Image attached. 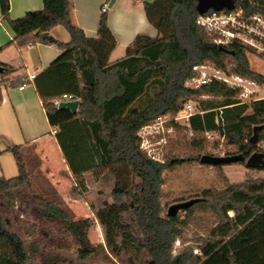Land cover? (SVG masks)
Masks as SVG:
<instances>
[{"label":"trees","instance_id":"trees-1","mask_svg":"<svg viewBox=\"0 0 264 264\" xmlns=\"http://www.w3.org/2000/svg\"><path fill=\"white\" fill-rule=\"evenodd\" d=\"M42 2L41 9L28 10L12 19L9 0H0L1 18L12 30V43L18 50L38 43L61 50L34 75V84L48 122L56 129V144L73 175L72 191L84 194L86 173L94 178L104 172L113 176V202L105 203L96 212L107 248L116 254L125 250L138 253L144 248L154 264H264V177H248L239 183H227L221 191L197 195L201 199L184 210L185 215L206 210L217 220L207 236L194 240L197 252L186 246L172 255V246L182 235L178 228L182 222L177 215H160L162 173L185 161H199L203 140H192L198 150L196 155L158 162L140 150L137 136L139 128L158 115L175 114L190 98L208 95L216 99L198 101L188 120L191 135L212 132L228 145L237 146V152L245 157L255 150L264 154L258 146L264 141V127L258 133L257 144L248 141L252 126L264 123V98L242 101L238 97L240 87L215 79L198 88L184 85L194 65L210 62L225 74L234 73L263 86L264 75L249 65V50L235 43L223 45L227 49L223 50L208 40L195 24L196 0H152L143 1L142 7L157 35H136L122 57L110 60L116 39L108 26L106 11L101 12L97 36L92 38L73 21L71 0ZM236 7L247 14L264 16V0H236ZM57 25L69 33L68 42L50 34ZM227 56L233 60L229 69ZM10 71L8 64L0 62V102L1 85L6 81L3 77ZM64 93L78 100L74 113L52 103ZM6 150L12 153L18 168L16 176H0V193L8 195L11 189L26 183L28 175L20 147ZM251 169L264 171V166ZM128 210L143 235L141 242L130 232L132 225L122 221ZM229 210L233 216L228 215ZM43 215L60 222L75 238L81 259L99 247L87 236L90 218L74 220L48 200ZM28 258L22 239L6 227L0 214V264H26Z\"/></svg>","mask_w":264,"mask_h":264},{"label":"rangeland","instance_id":"rangeland-1","mask_svg":"<svg viewBox=\"0 0 264 264\" xmlns=\"http://www.w3.org/2000/svg\"><path fill=\"white\" fill-rule=\"evenodd\" d=\"M109 1L106 3L108 11L110 10ZM207 38L211 41L209 36ZM124 53L123 49L114 48L109 59H117L122 57ZM247 57L251 68L264 72L263 57H259L250 51L247 52ZM225 61L229 69L233 60L227 56ZM206 64L213 67L210 62ZM209 70L211 71V69ZM246 81L243 83L247 84ZM239 90V99L248 103L256 95L262 94L261 91L252 93L243 87H240ZM204 98L215 97L200 95L196 99L192 97L187 101H191L196 106L198 101ZM169 115V118L162 124L163 128L158 127V132L154 131V136L151 138L164 161L196 155L198 150L192 144L193 138L203 140V149L200 155L205 153L214 155L238 153L237 146L228 145L217 134L192 136L185 119L174 120L172 118L174 114L170 113ZM46 146L49 149V144ZM23 159L28 180L21 185L23 187L18 191L11 189L8 195L0 193V214L5 220L6 227L17 233L22 239L29 257L26 264H154L144 248H140L138 253L125 250L116 254L105 245L104 229L96 219V212L105 203L113 202L111 189L114 179L109 172L101 173L95 178L88 174L85 178L86 190L84 194L78 195L72 191L73 183L69 182L64 167L56 159L52 161L51 170L61 178V182L57 186L53 185L46 177L45 171L36 167L40 162L36 160L34 162L33 159L32 161L29 159L28 162L25 158ZM223 168L230 181L224 176ZM248 177H264V171L247 168L241 162L212 166L201 164L198 161H185L168 167L162 173L159 196L160 215L165 216L167 206L174 201L197 196L204 191L218 192L223 190L227 183H239ZM71 198L72 200H70ZM46 200L55 202L74 220L86 217L92 220L87 236L94 246H99L94 253L85 259L79 257V244L75 238L65 230L60 222L43 215ZM177 216L182 222L178 224L182 235L174 242L172 255L182 252L186 246H189V243L194 244V240L199 237L207 236L208 230L214 226L217 220L215 215L206 210H196L190 216H186L184 211H179ZM122 221L132 225L130 232L141 242L143 235L130 210L123 213ZM117 241L120 243L119 238ZM192 249L194 252L197 250L196 246Z\"/></svg>","mask_w":264,"mask_h":264},{"label":"crops","instance_id":"crops-1","mask_svg":"<svg viewBox=\"0 0 264 264\" xmlns=\"http://www.w3.org/2000/svg\"><path fill=\"white\" fill-rule=\"evenodd\" d=\"M108 1L71 0L73 21L82 28L86 36L92 38L97 36L101 8ZM142 4L143 0H128L126 2L114 0L110 10H106L108 26L116 39L115 48L125 51V48L138 34L151 37L157 35V30L145 16ZM42 7V0H9V16L12 19L19 18L28 10H38ZM50 34L61 42H68L70 39L69 33L61 25L54 26L50 30ZM12 40L13 32L8 23L1 18L0 13V62L11 67L10 73L3 77L6 80L5 83L1 85L0 176L10 178L18 174L14 156L6 149L19 146L25 160L29 162V159L31 161L33 159L34 162L35 160L40 162L36 167L45 171L46 177L53 185L57 186L61 182V178L51 170L52 161L55 159L64 167L66 176L72 184L73 175L54 139L56 129L48 122L42 107V100L34 84V78H28L30 74L36 75L43 70L60 54L61 50L55 45L44 43L18 50ZM253 70L264 75L262 71ZM246 83H243L244 88L249 89L252 93L262 92L252 100L264 98V85H257L250 81H246ZM21 84H23L22 88L19 87ZM48 144L49 149L46 146ZM259 146L264 149V141ZM222 172L230 181L224 168ZM88 174L90 173H86L85 177ZM22 187L19 186L12 190L18 191Z\"/></svg>","mask_w":264,"mask_h":264},{"label":"built area","instance_id":"built-area-1","mask_svg":"<svg viewBox=\"0 0 264 264\" xmlns=\"http://www.w3.org/2000/svg\"><path fill=\"white\" fill-rule=\"evenodd\" d=\"M106 4L101 11H106ZM195 24L211 38V42L218 45L235 43L245 47L255 55L264 58V16L260 14H247L242 8L235 7L233 10H208L205 13L197 14ZM211 69V71L209 70ZM35 74H30L28 78H34ZM213 79L223 81L230 87H243L246 81L243 77L231 73L225 74L223 71L205 64H198L192 67L191 75L185 80L184 85L188 88H198L201 85L211 82ZM23 87V84L19 86ZM74 100L71 93H64L55 97L52 103L57 107L61 101ZM195 112V106L191 101H186L172 117L174 120L181 118L188 123L189 117ZM170 113L158 115L150 122L144 124L137 131L138 145L142 152L151 160L164 162L159 155L157 148L151 141L153 132L158 127L163 128V123L169 118ZM189 133L192 134L191 130ZM206 135L215 134L205 132ZM229 216H233L232 210L228 211ZM197 252V250H195Z\"/></svg>","mask_w":264,"mask_h":264},{"label":"water","instance_id":"water-1","mask_svg":"<svg viewBox=\"0 0 264 264\" xmlns=\"http://www.w3.org/2000/svg\"><path fill=\"white\" fill-rule=\"evenodd\" d=\"M114 0H110L108 6L110 7ZM236 7V0H196L195 9L198 14L205 13L206 11L212 10H233ZM220 49L227 50L223 45H219ZM233 52V51H231ZM78 100L74 99L71 101H61L57 108H67L72 113L77 110ZM264 127V123L255 124L252 126V132L249 136L248 141L252 144H257L258 133ZM199 163L206 165H222L227 163L243 162L247 168H259L264 166V154L260 150L253 151L249 156L245 157L242 153L214 155V154H202L199 157ZM201 199L200 196H192L186 199L174 201L167 206L166 215L168 217L176 216L179 211H184L191 207L195 202ZM189 247L193 248V243L188 244Z\"/></svg>","mask_w":264,"mask_h":264}]
</instances>
